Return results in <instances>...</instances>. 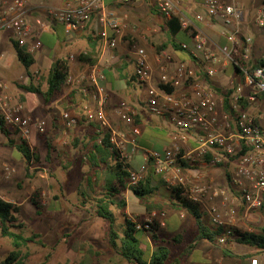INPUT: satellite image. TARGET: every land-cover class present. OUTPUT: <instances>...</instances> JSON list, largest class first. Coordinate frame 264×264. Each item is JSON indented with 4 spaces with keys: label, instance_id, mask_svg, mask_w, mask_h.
Instances as JSON below:
<instances>
[{
    "label": "built area",
    "instance_id": "1",
    "mask_svg": "<svg viewBox=\"0 0 264 264\" xmlns=\"http://www.w3.org/2000/svg\"><path fill=\"white\" fill-rule=\"evenodd\" d=\"M136 1L119 0V3L131 4ZM201 3L208 18L222 26L225 44L217 50L208 47L206 39L194 26V21H202L201 15H195L194 21L184 16L176 18L179 30L191 39L190 45L179 43L180 48L200 65L204 79H199L196 71L182 61L168 71L172 56L164 51L157 54L158 83L147 88L144 106L149 114L165 117L175 128V143L162 153L151 152L145 161L152 163L154 174L164 177L167 188H184L190 200L202 205L204 212L210 216L212 226L225 229V233L217 239L218 244H224L232 234L230 227L238 204L245 211L264 213V50L260 55L253 56L252 38L241 31L249 23L264 28V2L251 22L239 0H202ZM155 5L166 19L176 14V0H155ZM28 11L25 0H0V40L2 34L7 33L9 40L17 42L31 55L41 48L39 35L46 28L48 19L61 24L64 31L71 34L83 31L96 18L102 28L100 34L109 48L116 46V39H108L107 31L121 36L124 28L120 20L106 11L103 0H65L59 6L41 7V14L34 19L35 30L31 29L27 20ZM2 57L0 52V60ZM134 62L136 80L149 84L151 67L143 48H136ZM221 73L227 86L217 94L206 80ZM104 80L103 70L98 65H89L76 75L69 74L66 84L78 85L81 95L93 103L92 107L88 104L83 106L86 120L95 122L98 128L107 132L110 150L116 152L120 162L130 166L141 134L134 123L135 111L124 101L115 111L118 119L130 126L131 137L128 138L108 121ZM160 86L172 88L174 92L168 93ZM9 88L8 83L0 79V121L30 147L31 133L35 131L44 135L46 122L25 115L22 102L10 94ZM58 120L64 129L78 124V119L68 112H61ZM192 134L197 141L194 148L189 145ZM208 153L212 155L206 163L209 166L234 158L229 190L218 187L212 179L194 184L183 173L187 168L188 173L192 174L191 171L195 170L190 167L202 164V159ZM14 172L12 166L4 164L0 179L9 180ZM146 172L145 164L137 170L130 168L127 188L137 185ZM151 221L152 218H145L147 224Z\"/></svg>",
    "mask_w": 264,
    "mask_h": 264
},
{
    "label": "crops",
    "instance_id": "2",
    "mask_svg": "<svg viewBox=\"0 0 264 264\" xmlns=\"http://www.w3.org/2000/svg\"><path fill=\"white\" fill-rule=\"evenodd\" d=\"M25 1L29 10L27 20L31 29L35 30L36 25L34 19L41 14V7L59 6L65 0ZM176 1L175 18L184 16L194 21L195 15L199 14L202 16V21H194V26L204 36L210 49L217 50L218 47L225 44V39L222 35V26L208 18L201 3L202 0ZM239 1L243 6L249 22L252 21L256 10L264 2V0ZM103 6L112 17L120 20L124 25L121 36H116L109 30L107 31L108 39H116V46L114 48L107 47L105 38L100 34L102 28L98 25L96 18H93L83 31L71 34H67L61 24L48 19L46 28L39 35L41 48L33 54L34 64L31 66L30 71L33 70L35 73L42 74L46 70L49 73L52 63L57 59L67 61L70 75L78 74L89 65H98L105 75L103 85L107 95L105 110L108 121L112 127L118 128L128 138L131 137L130 126L121 122L116 116L115 111L119 103L123 101L127 102L134 109V123L139 127L141 134L138 138L132 163L130 164L131 169L137 170L140 165L145 164L147 167L146 174L153 173L151 175V185L156 186L157 191L145 202L137 199L129 189L115 195L112 198L114 205L111 206L122 209L119 214L122 220L116 222L117 225L123 223L125 217L133 221L137 216H145V207L148 205L153 210L151 215H155L156 221L160 224L159 230L156 232V234L160 232V236L157 235V243L165 244L166 246L173 243L179 246L180 249L174 255L170 251L169 262L167 264H237L233 260L234 258L224 255L223 252L222 254H214V250L218 246L210 243L206 239L194 241L198 236L194 219L185 211H176L168 206L167 199L169 193L164 183H162L164 177L154 174L152 163L145 161V158L151 152L162 153L175 143V128L169 124L165 117H155L149 114L144 106L147 88L158 83L157 54L164 51L172 56V62L168 65V71H171L178 61H182L196 71V76L199 79H204L202 71L200 70L199 72L200 68L186 52L180 50L174 51L169 45L172 41L190 45V36L180 30L176 32L174 24H168V19L157 11L155 0H138L131 4H120L119 0H103ZM241 31L252 38V55L255 57L260 55L264 50V28H258L254 24L249 23ZM7 43H10L8 34L3 33L0 40V52L3 55L0 60V74L7 73L11 70L10 58H14L12 46L7 48ZM162 44H168L169 46L167 45L161 51H157V47ZM136 48H143L148 56L152 75L149 84L138 82L134 76V56ZM225 82L223 73L206 80L210 88L213 85L219 88ZM22 100L25 115L43 119L45 122L50 118L49 137L53 138L52 145L55 146L52 153L53 157H57L61 161L67 160L73 166L75 162L79 164L82 160L88 162L87 157L90 154L94 153L98 156L93 149L92 143L94 139L92 136H96L99 128L95 122L87 121L83 113L84 104L92 107L93 103L87 97L81 95L78 85L65 84L58 95L51 98L49 102H44V111L38 108L40 106L29 102V99H27V102L25 99ZM61 112H68L71 116L76 117L78 124L70 129L62 128L58 120ZM40 136L35 131L31 133L30 148L40 146ZM98 141L99 139L97 143ZM189 145L192 148L197 146L194 134L190 137ZM211 156L208 153L205 158H211ZM4 164L12 166L15 169V174L12 175L11 180L0 179V197L4 201L12 202L18 206L20 200H25L30 203L31 195L29 190L28 193L20 195L21 192L15 189L22 190L24 187H21V184L27 181L25 179L32 177V171L37 167H33V164L27 167L16 148L6 145V139L0 132V172ZM102 169L103 167L100 171H103ZM197 171L191 172L194 173ZM96 174L95 172H90L89 176H86L85 179L89 183L94 184L97 181ZM65 175L69 176V174ZM37 176L43 179L45 177L44 170L42 172L40 171ZM203 177V175L197 177L193 183L199 184L203 182ZM47 183L49 186L51 184L53 185L55 180L51 179ZM102 183L105 185L106 179ZM30 189H33V186ZM88 193L91 196L89 197L90 205L88 207L81 206V204L77 203V200L75 203L78 211L83 213L81 219H75L71 224H68L64 218L60 220L59 216H55L54 214L48 217L49 228L58 236V240L56 243H45L44 247L52 248L51 252L53 254L58 255L61 253L62 264H119L120 262L121 264H130L110 248L108 243V224L93 214L94 201L101 198L105 193L101 195V193H97L94 190H89ZM61 195L58 197L66 203L65 195L63 193ZM79 195L82 196V193H79ZM58 197L54 196V194L51 198L49 197L52 201L50 203L48 202L46 209L52 213L61 211L58 207L60 206L59 204L55 207L52 203ZM118 202L123 203V206L118 207L116 205ZM160 204L162 208L158 210L157 208ZM240 209L243 211L244 216H250V211H245L242 206ZM161 214H163V217ZM253 214L257 219L262 217L264 220L262 213L253 211ZM186 224L189 226L188 229L186 228ZM70 226L75 228L73 230L69 229L68 227ZM186 230L190 234L189 239L184 238ZM77 236H80V242L73 246L68 240L71 237L77 239ZM138 239L141 248L145 252L143 258L145 261H148L152 250L155 248V241L151 238V233L142 231L139 232ZM5 244L7 242L0 241V250L5 247ZM30 244L36 245L34 243H27L25 247L17 251L20 259L22 258V253L20 252L28 249L27 247ZM12 250L7 249L5 251L9 253ZM68 255H71V257H68ZM214 255H217V259H215ZM257 260L259 264H264V256H259ZM241 264L254 263L244 261Z\"/></svg>",
    "mask_w": 264,
    "mask_h": 264
},
{
    "label": "trees",
    "instance_id": "3",
    "mask_svg": "<svg viewBox=\"0 0 264 264\" xmlns=\"http://www.w3.org/2000/svg\"><path fill=\"white\" fill-rule=\"evenodd\" d=\"M213 21V20H212ZM215 22V21H214ZM168 24H174L175 31H179V26L177 19L173 16L168 19ZM15 60L20 64V66L26 71L27 75L30 76V68L34 64L33 55L26 52L25 48L20 46L17 42L9 40ZM168 45V44H167ZM162 44L157 47V51H161L167 46ZM169 45L174 51H182L180 44L174 41L170 42ZM168 45V46H169ZM192 59V58H191ZM193 60V59H192ZM193 62L200 68V65L193 60ZM69 75V68L66 60L57 59L54 61L49 69L48 76L46 78V89L43 91L32 83L27 86H18L24 91L39 95L45 103L49 102L51 98L58 95L64 85L66 84V78ZM166 92H174L172 88L160 86ZM215 92H220L218 88H215ZM227 103V98H226ZM225 109L227 105L225 104ZM98 126V125H97ZM0 132L4 135L6 139V145L9 147H15L20 153L26 166H30L33 163H37L39 158L37 150L35 148H30L26 142L20 141L16 137V132L10 130L0 121ZM94 139L93 149L98 154H90L87 159L91 163L90 166L93 168H98L99 165L105 166V170L108 173V178L105 184V194L94 201L93 214L94 216L102 219L108 224V243L112 250H114L120 257H122L127 263L130 264H167L169 262L170 250L165 244H159L156 232L159 230V223L155 219V215H151V206H146V215L137 216L134 221H130L126 217L123 219V223L117 225L113 213L109 210L111 205H114L112 198L129 189L132 194L139 200L145 198H151L157 191L156 186L151 185V175L145 174L142 180L135 186L127 188V180L129 176L130 166L124 165L119 161L116 152L110 150V145L108 142V134L105 130L99 128V132L96 136H92ZM16 138V139H15ZM100 143H97V140ZM93 141V140H92ZM208 161L210 158H204ZM234 158H230L232 161ZM182 166L186 167L184 163ZM222 166L223 163L217 164ZM28 172V169H27ZM227 178V183H229L230 175L225 173ZM164 183V181L162 182ZM165 185V184H164ZM167 188V186H166ZM169 196L167 199L168 206L176 211H185L189 216H191L198 230V236L195 238V242L200 239H206L210 243L216 246L224 245L229 242H234L238 245H244L255 251L257 254H264V227L260 230H242L234 227H230L232 234L228 236L227 242L224 244H218L217 239L225 233L224 228L213 227L211 232L206 230L203 223V217L206 215L201 204L190 200L186 195L184 188L181 186H173L167 188ZM230 191L239 198L238 194L235 193L231 188ZM39 193L35 191L30 197V204L34 207L36 216H41L43 212V206L38 201ZM145 202V201H144ZM118 207H122L123 203H116ZM241 207V206H240ZM154 208V207H153ZM161 204L158 206L160 210ZM20 207L12 202L4 201L0 197V236L7 238L13 250L9 252L0 264H22V260L19 258L18 250L25 247L27 243H34L41 247L44 244L39 239V236L33 234L30 237L23 236L20 232L23 228L22 224L18 223L17 214ZM155 209V208H154ZM260 212V211H258ZM262 213V212H260ZM264 216V213H262ZM150 217L152 221L150 224L145 222V218ZM140 225V228H137ZM151 233V238L155 241V248L152 250L148 261H145L144 250L140 246L138 239L139 232ZM224 255L228 257H236L238 259H244L246 255H235L230 254L229 249L223 250Z\"/></svg>",
    "mask_w": 264,
    "mask_h": 264
},
{
    "label": "rangeland",
    "instance_id": "4",
    "mask_svg": "<svg viewBox=\"0 0 264 264\" xmlns=\"http://www.w3.org/2000/svg\"><path fill=\"white\" fill-rule=\"evenodd\" d=\"M182 38V36H180ZM7 48L11 47L10 43L6 44ZM12 52V51H11ZM13 54V52H12ZM10 67L11 70L7 73L0 74V79L6 81L8 85L10 86V94L12 96H15L20 101H23L22 99H25L27 102V99H29V102L32 104L38 105L43 111H44V101L39 95H34L31 93H28L24 91L23 89L19 88L18 86H27L29 83H32L34 86H37L41 90L46 89V78H47V71L44 70L42 74L35 73L33 70L30 71V76L27 75L26 71L18 64V62L15 60V58H10ZM222 81V80H221ZM211 86V85H210ZM227 86V82L224 83V85L220 86L219 88L216 86H211V88L215 89L218 88L220 92H217L218 94L221 93V89L223 87ZM170 124V123H169ZM50 125L51 121L50 118L46 121V132L44 135H41L39 137V140H41L40 146H35L32 148H35L37 150L38 154V162L33 163V167H37L32 171V177L27 180L24 184H21V187H24L22 190L15 189L16 191L21 192L20 195H24L25 193H28V190L30 191V195H32L35 191L39 193L38 195V201L43 206V212L41 216H36L34 207L25 200H20L19 204V212L17 214V220L20 222L23 226L22 230L20 231L23 236H29L31 234H38L40 237L41 242L45 245V243H56L58 240V236L54 234V231L49 228L48 217L52 216L53 214L55 216H59V219L61 220L64 218L68 224H71L72 221L75 219H81L83 213L78 211V209L75 206L76 200L78 204H81V206L88 207L90 205L89 197L90 194L88 193L89 190L97 191V193L104 194L105 193V185H103L102 181L108 178V173L105 170V166L99 165L97 168H92L91 166H88V164H91L89 161L85 162V160H82L77 164H71L67 160L61 161L57 157H53L52 153L54 151L55 146H53V138L50 136ZM171 125V124H170ZM31 148V149H32ZM202 164L197 165L195 167H190L192 170H198L194 173H188L187 168L184 169V174L189 177V181L193 183L194 180H196L197 177L203 175L204 180L212 179L214 184L222 189L229 190V184L227 183V178L225 173L227 172L229 175L232 173L235 163L234 160L228 161L223 163L222 166L213 165L209 166L206 165L207 161L203 158ZM103 167V171H100V169ZM133 167V166H132ZM131 168V165H130ZM44 170L45 177L43 179L39 178L37 174ZM15 170V169H14ZM90 172H95L96 174V182L89 183L85 177L89 176ZM102 172V173H100ZM15 172L13 173V175ZM65 174H69V176H66ZM34 176V177H33ZM32 179V180H31ZM54 179L55 183L52 185H48V181ZM11 180V178L9 179ZM8 181V180H7ZM101 181V182H100ZM164 181V179H163ZM165 186H167V183L164 181ZM33 186V189H30V187ZM57 191V194H56ZM65 195L66 203L63 199L59 198L62 193ZM79 191V192H77ZM79 193H82V196L79 195ZM59 196L57 200H53V205L55 207L57 204L60 206L59 209H61L60 212L56 211L55 213H52L51 211L47 210V204L50 203L52 200L50 199L51 196ZM56 194V195H55ZM59 194V195H58ZM50 198H49V197ZM62 196V195H61ZM148 200V198L142 199L141 202H144ZM64 207H63V206ZM240 204L237 206V212L235 215V219L233 224L231 225L234 228L242 229V230H255L258 231L260 228L264 227V220L261 218L257 219L253 215V211H250V216H244L243 211L240 209ZM129 207V206H128ZM109 210L113 213L114 218L116 222H120L121 216L119 215L122 209H118L116 206H110ZM264 217V216H263ZM203 222L207 227V230L211 232L213 230L210 216L206 214L203 217ZM66 223V224H67ZM67 224V225H68ZM187 229L189 228L188 224ZM69 229H74L72 226L68 227ZM56 232V231H55ZM71 232V231H70ZM158 236H160V232L157 233ZM161 237L164 238V236L161 235ZM160 237V238H161ZM190 234L188 230L184 233V238L189 239ZM77 239H74L71 237L68 241L73 244V246L79 244L80 242V236L76 237ZM0 241H5L7 244H5V247L0 250V261H3V259L6 257L8 252L5 250H12V246L10 245V241L7 238H3L0 236ZM227 242V241H226ZM171 251V254L174 255L175 253L179 252V246L176 244H169L167 245ZM26 250H22L20 253H22V264H62L61 258L62 254L55 255L51 252L52 248H46L41 247L39 245H33L30 244ZM229 249L230 254L232 256L235 255H246L244 259H238L236 257L233 260L237 264H241L244 261H248L249 263L259 264V261L257 260L259 256H264V254H257L254 250L248 248L244 245H238L236 243H227L224 245L218 246L217 249L214 250V254H222L224 249ZM60 250V249H58ZM26 254V255H25ZM68 257H71V255H68ZM215 259H217V255H214ZM121 264V262L119 263Z\"/></svg>",
    "mask_w": 264,
    "mask_h": 264
}]
</instances>
